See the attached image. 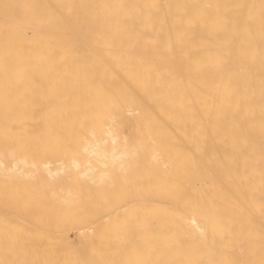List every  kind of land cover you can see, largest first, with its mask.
I'll return each mask as SVG.
<instances>
[{
    "label": "bare ground",
    "instance_id": "6f19581e",
    "mask_svg": "<svg viewBox=\"0 0 264 264\" xmlns=\"http://www.w3.org/2000/svg\"><path fill=\"white\" fill-rule=\"evenodd\" d=\"M0 264H264V0H0Z\"/></svg>",
    "mask_w": 264,
    "mask_h": 264
}]
</instances>
